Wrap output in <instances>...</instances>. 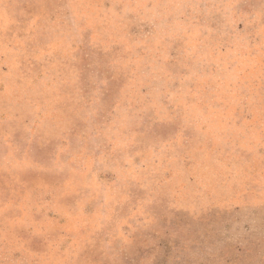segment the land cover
I'll return each instance as SVG.
<instances>
[{
	"label": "rangeland",
	"instance_id": "rangeland-1",
	"mask_svg": "<svg viewBox=\"0 0 264 264\" xmlns=\"http://www.w3.org/2000/svg\"><path fill=\"white\" fill-rule=\"evenodd\" d=\"M0 264H264V0H0Z\"/></svg>",
	"mask_w": 264,
	"mask_h": 264
}]
</instances>
